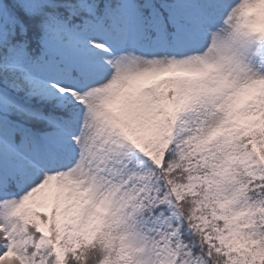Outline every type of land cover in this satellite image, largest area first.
I'll return each mask as SVG.
<instances>
[{
	"label": "snow or ice",
	"instance_id": "snow-or-ice-1",
	"mask_svg": "<svg viewBox=\"0 0 264 264\" xmlns=\"http://www.w3.org/2000/svg\"><path fill=\"white\" fill-rule=\"evenodd\" d=\"M0 264H264V0H0Z\"/></svg>",
	"mask_w": 264,
	"mask_h": 264
}]
</instances>
